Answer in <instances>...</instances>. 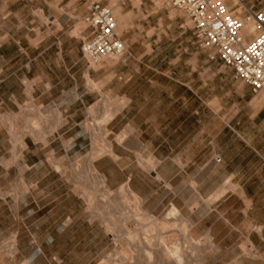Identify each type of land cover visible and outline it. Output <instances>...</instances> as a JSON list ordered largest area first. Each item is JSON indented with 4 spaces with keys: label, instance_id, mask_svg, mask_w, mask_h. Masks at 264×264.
<instances>
[{
    "label": "rangeland",
    "instance_id": "obj_1",
    "mask_svg": "<svg viewBox=\"0 0 264 264\" xmlns=\"http://www.w3.org/2000/svg\"><path fill=\"white\" fill-rule=\"evenodd\" d=\"M88 1L0 0V58L11 60L18 47L24 49L35 44L53 33L54 28L64 36L80 40L81 53L82 40L89 36L82 22ZM94 1L112 10L118 25L117 34L124 41L126 52L118 59H105L90 68L93 73L87 82L90 90L98 91L99 96L87 108V118L76 133L84 132L85 136L75 140L81 149L78 154L72 152L67 157L58 136L52 137L62 123L61 115L56 111L42 113L31 96V81H23L25 90L20 93L22 84L17 76H11L6 82V91L0 90V264H63V258L64 264H141L126 240L112 241V234L116 235L122 226L132 236L137 231L138 225L132 219L136 202L130 197L125 201L118 198L111 206L106 205L110 209L98 203L95 213L87 210L83 191L88 189L89 183L83 176L92 150L106 153L94 166L105 176L112 193L128 182L130 192L142 201V211L160 222L171 207L177 209L183 222L174 226V233L172 228L163 234H158L156 227L150 231L156 238L165 236L170 246L178 241L188 252L193 247L186 244L187 240L197 241L194 254L192 250L189 252L192 256L185 253L184 264H249L258 254L248 247L244 221L241 213L236 215L235 211L244 210L245 204L232 203L231 198L228 203L222 199L210 205L226 191L234 195L237 191L227 187L224 180L221 182V170L215 178L218 185L211 187V177L217 174L212 169H199L203 168V157L199 146L195 145V138H199L202 131L212 133L211 109L219 110L217 102L212 105L207 101L210 82H221V75L214 78L207 74V67L213 65L223 70L225 65L220 60L215 63L208 60L207 53L194 40L190 22L165 0ZM224 4L241 19L247 18L248 9L264 11V0H225ZM12 66L15 67L14 63L6 68L12 71ZM100 69L107 72L102 85L96 82ZM104 85L106 93L101 90ZM119 93L132 97V103L129 105V98L120 97ZM182 103L185 110L180 113L179 122L185 129V143L181 132L166 140L167 133L162 131L160 118L156 119L155 115L154 122H146L145 115L139 111L148 104V109L153 105L155 112L156 109L161 112L169 104L171 117L181 112L178 107ZM129 106L131 109L122 121H111ZM95 124L98 140L93 143ZM134 128L140 137L118 142ZM149 141L154 145L153 155L142 153L147 150ZM25 143L29 149L24 158L21 146L25 148ZM62 144L67 146L64 140ZM107 151L113 155H108ZM179 155L187 162L182 175L172 181L171 186L169 182L157 180L158 176L153 173L156 167L157 172L161 171L162 158L169 156L177 161ZM195 158L197 161L193 163ZM146 159L154 165L150 173L140 162ZM34 164L37 167L29 169ZM56 164L58 172L54 168ZM74 168H78L81 177L74 175ZM165 173L171 176L173 172ZM185 182L187 184L182 186ZM221 188L226 190L218 197ZM226 216L234 223L230 234V228L225 226ZM209 228L213 234H208ZM231 243L235 248L227 250ZM158 244L162 243L158 241L156 246ZM161 246L157 247L158 253ZM157 262L156 256L154 264Z\"/></svg>",
    "mask_w": 264,
    "mask_h": 264
},
{
    "label": "crops",
    "instance_id": "obj_2",
    "mask_svg": "<svg viewBox=\"0 0 264 264\" xmlns=\"http://www.w3.org/2000/svg\"><path fill=\"white\" fill-rule=\"evenodd\" d=\"M80 42L77 38L64 36L54 28L53 33L45 38H40L35 44L24 49L18 47L16 56L11 60H6L5 57L0 58V90L6 91V82L11 76H17L18 82L22 84L20 93L25 90L23 81H31V96L42 113L56 111L61 115L62 123L52 137L58 136L63 153L67 157L72 152L75 154L80 152L81 149L75 140L85 136L84 132L76 133L81 129L84 119L87 118V108L99 96L98 91L89 88L87 78L93 71L86 67L81 57ZM10 63L15 65V67L12 66V71L10 68H6V65ZM207 71V74L214 78L221 75V82L216 84L210 82V99L207 101L212 105L217 102L219 110L211 109L213 122H211L210 130L212 133L205 134L202 131L200 137L195 138V145L199 146V153L202 154L200 156L203 157V161H201L203 168L199 169H212L215 175L217 171L223 172L219 175L220 177L218 174L211 177V187L218 185L215 178L219 177L221 182L224 180L227 183V187L236 188V196L233 192L226 191L223 196L210 205L218 203L222 199L228 203L231 198L232 203L245 204L244 210L240 208L235 211L236 215L241 213L240 216L244 221V228L247 230L250 242L248 247H252L258 254L257 259L249 260V264H264V89L256 94L252 93L249 86L233 80L232 70L226 66L221 70L211 65L207 67ZM106 75L107 72L102 69L97 71L99 78L96 79V82L98 85H102ZM213 77L211 80L214 79ZM106 87V85L102 86L101 90L104 93L107 92ZM118 96L128 97L129 105L132 103V97L123 93H119ZM183 103L181 107H178L181 112L176 110L177 114L171 117L169 104H166L161 112L157 109L155 112L153 105L148 109V104L140 107L139 111L145 115L146 122H154L155 115L156 119L160 118L162 131L167 133L166 140H169L172 134L181 132V140L185 143V129L183 123L179 122V115L185 110ZM129 109H131L130 106L122 109L111 121H122L129 113ZM136 133L137 129L134 128L133 132L128 133L125 140L131 137H140ZM62 140L67 142V146H63ZM146 147V151L139 152L155 154L153 142L149 141ZM75 148L77 151H74ZM28 149L29 147L25 143V148L22 151L24 158ZM176 160L169 156L162 158L161 171L157 172L156 167L155 171L153 169V174L158 176L161 182H169V186H171V182L182 175L181 172L185 169L183 166L185 167L187 164L180 155ZM195 160L197 161L195 158L193 163H196ZM36 167L37 165L34 164L29 169L32 170ZM170 170L173 173L171 176H167L165 171ZM158 177H156L157 180H159ZM186 184L185 182L181 185L185 186ZM233 216H235L234 210L232 219ZM231 220L226 216L225 226L230 228L229 234L233 233L234 229V223ZM208 234H213L211 228H209ZM234 248L231 243L226 249L233 250ZM54 259L56 260L55 257ZM61 260L64 264V258Z\"/></svg>",
    "mask_w": 264,
    "mask_h": 264
},
{
    "label": "built area",
    "instance_id": "obj_3",
    "mask_svg": "<svg viewBox=\"0 0 264 264\" xmlns=\"http://www.w3.org/2000/svg\"><path fill=\"white\" fill-rule=\"evenodd\" d=\"M165 1L190 22L194 40L210 62L220 60L232 70L233 80L249 86L252 93L264 89V11L247 10L246 19L251 20L255 32L247 40L241 36L242 19L219 0ZM82 22L89 32L81 43V55L88 69L125 54L126 45L116 33V21L107 5L89 0Z\"/></svg>",
    "mask_w": 264,
    "mask_h": 264
},
{
    "label": "bare ground",
    "instance_id": "obj_4",
    "mask_svg": "<svg viewBox=\"0 0 264 264\" xmlns=\"http://www.w3.org/2000/svg\"><path fill=\"white\" fill-rule=\"evenodd\" d=\"M219 1L224 3L225 0H219ZM242 21H243V29L241 30V36L246 37V38H249L250 36L254 37L255 32H254V27L252 25L251 20L250 19H242ZM117 26L118 25L116 23V33L118 31ZM121 29H122V26H121ZM245 43H246V41H243V44H245ZM98 126H99V124H98ZM96 127H97V124L94 125L93 130H92L93 131V143L98 140L96 138L97 137ZM127 135H128V132L123 134V136L118 140V142L119 143L122 142L126 138ZM23 150H24V148H22V146H21V151H23ZM107 153L110 156L113 155L111 151H107ZM103 154L104 155L106 154L105 151L92 150L91 155L89 154L90 157L87 158L88 160L86 162V173L83 176V178L87 181V183H89L88 189H85V191H83V193H84L83 199L87 204V210L90 213H95V210H97L100 203H101V206L106 207V208L108 207L110 209V207L106 206V205L111 206L113 204V202L116 201L118 198L125 201L126 197H130L131 199H133L136 202L135 207H134L135 209L133 208L135 211L132 212L133 213L132 219H134L135 223L138 225L137 231L134 232V234L132 236V234L128 230H126L124 226H122L121 230L116 235L112 234V236H113L112 241L118 243V242L126 240L132 246L134 251L137 253V261H139V263H141V264H154V259L156 256L158 259V262L156 264H184V263H186L185 262L186 260L184 261V258L186 257L185 253H189L192 250L193 254H194V251H195L194 248H196L198 246L197 241L195 242L193 240L191 242H188V240H191V239L187 240V237L185 236L184 239L187 240L186 244L190 243L187 245L189 247L191 245V248L193 247V249H194V250L191 249L188 252L187 250H185V249H187V247L184 246L182 248L179 245L180 243H178V241L175 242L174 244L172 243L171 244L172 246H170L169 243H167L165 241V239H166L165 236L163 238V235L162 236L159 235V237L156 238L155 236H153L151 234L152 231H150V228L154 231V228L156 227L159 230L158 234H163V232L166 229L172 228L170 230L173 231V233H174V230H175L174 226L176 224L178 225V223H180L182 221V219L180 218L181 216L178 215L177 209L174 207H171L170 210H168V212H166V215L163 216L162 222H160L158 218L148 216L142 211V209H141L142 208V201L137 199L136 196L130 192V190L128 188L129 187L128 182H126L124 185H121L120 188H117L118 190H116V192L112 193V191L106 185L107 181H106L105 176L101 175L94 166V162L97 161L98 159H100ZM140 162L143 165H145L144 169L147 172L150 173L153 171L154 165L151 164L147 159L144 161L140 160ZM83 165H84V163H83ZM54 168H55L56 172H58L57 170H59V167L57 164L54 166ZM77 169L76 168L73 169L74 175L76 177L77 176L81 177L80 176L81 174L80 175L78 174L79 170H77ZM225 190L226 189L221 188L220 190H218V192H217L218 194L216 196L220 197L222 194H224ZM136 211H137V213H135ZM110 225L112 227L115 226L114 223H111ZM184 231H185V229H184ZM168 232H170V231H168ZM138 233H140V236H138ZM141 234L143 236H141ZM166 235H167V233H166ZM156 240H158L159 243H162L161 245H163V246H161L159 244L156 246V243L158 242V241L156 242ZM208 242H209V239H208ZM159 246H161L160 247L161 250H159V251H161L160 253H158V248H157ZM189 247H188V249H189ZM140 255H143L141 259L144 261L140 260V258H139ZM187 257H190V256H187ZM123 259L125 260L126 258L123 256ZM199 261H200V258H199ZM200 262H202V261H200Z\"/></svg>",
    "mask_w": 264,
    "mask_h": 264
}]
</instances>
